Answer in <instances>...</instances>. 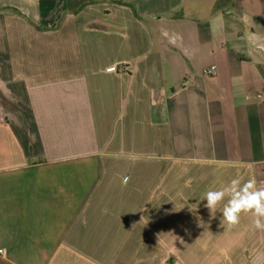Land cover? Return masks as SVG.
<instances>
[{
    "label": "crops",
    "instance_id": "0c3cea01",
    "mask_svg": "<svg viewBox=\"0 0 264 264\" xmlns=\"http://www.w3.org/2000/svg\"><path fill=\"white\" fill-rule=\"evenodd\" d=\"M263 91L264 0H0V264H264Z\"/></svg>",
    "mask_w": 264,
    "mask_h": 264
},
{
    "label": "clouds",
    "instance_id": "9594fccd",
    "mask_svg": "<svg viewBox=\"0 0 264 264\" xmlns=\"http://www.w3.org/2000/svg\"><path fill=\"white\" fill-rule=\"evenodd\" d=\"M128 180L129 177H124L123 183L126 184ZM226 197L227 202L223 203L222 217L228 227L238 225L242 214H249L253 218V228L264 231V187H258L254 176H250L247 180L237 176L217 190L206 191L200 200H206L204 206L212 213Z\"/></svg>",
    "mask_w": 264,
    "mask_h": 264
},
{
    "label": "built area",
    "instance_id": "2783aa9c",
    "mask_svg": "<svg viewBox=\"0 0 264 264\" xmlns=\"http://www.w3.org/2000/svg\"><path fill=\"white\" fill-rule=\"evenodd\" d=\"M215 72H216L215 66H210L203 70V76L208 77L214 75ZM246 98L250 100H258L264 102V91L256 94H246Z\"/></svg>",
    "mask_w": 264,
    "mask_h": 264
},
{
    "label": "trees",
    "instance_id": "16d2710c",
    "mask_svg": "<svg viewBox=\"0 0 264 264\" xmlns=\"http://www.w3.org/2000/svg\"><path fill=\"white\" fill-rule=\"evenodd\" d=\"M83 1L89 2V3H92L93 2V0H83ZM117 1H118V3H121V0H117Z\"/></svg>",
    "mask_w": 264,
    "mask_h": 264
}]
</instances>
